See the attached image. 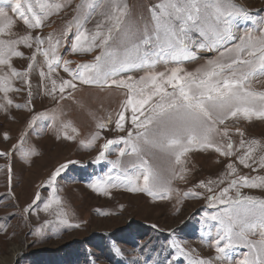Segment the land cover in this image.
Returning <instances> with one entry per match:
<instances>
[{"label":"snow or ice","instance_id":"1","mask_svg":"<svg viewBox=\"0 0 264 264\" xmlns=\"http://www.w3.org/2000/svg\"><path fill=\"white\" fill-rule=\"evenodd\" d=\"M105 4L106 10L100 13L104 20L95 29H87L89 17ZM65 6L63 0H0V68L9 70L0 72V93L7 105L13 104L8 93L20 89L13 87L12 79L27 82L37 54L44 57L47 66V72L41 69L39 74L50 80V95L58 90L63 98L66 89L75 91V81L123 90L124 99L114 123L121 131L128 123L131 127L126 135L107 139L100 145L96 162L106 160L110 152L118 155L110 161L112 167L95 178L93 189L108 194L109 188L123 186L132 192L164 199L172 192L173 180L186 179L188 170L183 167V158L193 148L232 157L253 171L264 170V144L256 139L246 140L239 127L225 126L229 120H264V90L251 86L254 79L264 77V27L254 25L242 34L238 32L240 20H254L248 10L235 0H156L148 8V19L141 17L143 22L136 23L128 19L127 0H104L103 4L84 0L77 6L84 9L83 16L76 15L68 21L60 36L14 33L17 19L29 29H42ZM259 23L264 24V20ZM69 34L73 37V52L89 53L99 48L100 53L92 61L70 68L71 61L62 60L58 54ZM33 42L36 45L30 57L33 63L20 72L12 66L13 57L24 55L19 45L32 48ZM45 43L47 47H43ZM193 48L216 55L195 71H187L182 65L195 58ZM61 64L71 79L58 83L52 76ZM161 64L166 66L165 70L156 71ZM137 70L144 74L139 78L128 75ZM28 95H32L30 84ZM49 119L53 125L59 123L58 132L64 138H76L68 131L77 133L71 121L61 120L55 111L32 115L29 127ZM112 123L113 116L109 114L98 120L96 128L105 129ZM233 132L240 137L238 144L232 138ZM100 136V131H96L81 144L91 148ZM157 153L167 159V168L149 159V155ZM125 156L131 158L127 166L123 165ZM73 163L76 162L70 160L61 164L46 182L53 187L43 210L53 211L64 225H68L67 214L54 185L61 172ZM197 187L205 191L192 189L185 195L203 196L207 205L216 209L205 214L208 224L205 238L211 237V246L217 253L215 259L227 264H264V198L241 192L242 188L264 189V175H239L236 163L229 162L218 180L200 181ZM40 199L37 192L33 204ZM170 247L175 249V256L163 264H177L179 257L186 258L187 264H212L210 259L193 256L179 241L172 240Z\"/></svg>","mask_w":264,"mask_h":264},{"label":"rangeland","instance_id":"2","mask_svg":"<svg viewBox=\"0 0 264 264\" xmlns=\"http://www.w3.org/2000/svg\"><path fill=\"white\" fill-rule=\"evenodd\" d=\"M63 2L66 5L63 10L50 17L42 29H29L17 19L14 33L23 35L31 32L33 36L53 33L60 36L68 21L84 14L83 8H77L84 0ZM98 2L103 4L104 0ZM127 3L129 21L142 23L140 18L148 19V8L156 0H127ZM235 3L243 6L254 18L239 21L240 34L254 25L264 27V24L259 23L264 20V0H235ZM106 8V4L103 8H97L85 27L95 29L96 24L104 20L100 13ZM72 40L69 34L67 42L62 41L58 49L62 60L71 61L69 67L72 69L78 63L92 61L100 53L99 48L89 53L73 52ZM35 47V42L32 48L19 45L18 49L24 55L13 57L12 66L24 72L28 64L33 63L30 57ZM43 47H47V44ZM192 50L195 58L182 65L187 71H195L216 55L196 48ZM171 66L174 65L168 67ZM165 67L161 64L155 70L164 71ZM41 69L47 72L44 57L37 54L27 82L21 78L12 79L13 87L20 89L8 93L12 105H7L4 94L0 93V105L5 106L0 107V152L9 153L7 156L0 155V259L11 257V251L16 247L20 252L12 264H163L166 260L172 261L175 256V249L170 247V242L176 240L193 256L210 259L212 264H227V261L215 259L217 253L211 246V237L205 238L208 228L205 214L216 209L210 208L203 196L185 193L192 189L204 192V189L197 187L199 182L218 180L226 172L229 162L236 163L239 175H264V170L253 171L232 157H221L212 150L193 148L183 158V167L188 170L186 179L173 180L172 192L164 199L153 198L143 192H132L123 186L109 188L108 194L97 191L91 184L112 167L110 161L118 155L110 152L106 154V160L96 162L100 145L107 139L126 135L131 127L128 123L125 130L121 131L116 129L114 123L124 99L123 90L115 86L101 88L75 81V91L66 89L61 98L58 90L55 94H48L51 82L41 78ZM8 71L7 67L0 68V72ZM143 74L138 70L128 73L136 78ZM52 78L59 83L71 79V76L61 64ZM29 84L31 96L28 95ZM251 86L264 90V77L254 79ZM16 104H26L27 107L17 108ZM53 111L61 120L71 121L77 129L75 134L68 130L70 135L76 136L74 140L60 135L59 123L53 125L50 119L37 121L29 127L32 115ZM109 114L113 116V123L108 128L98 130V120ZM225 126L232 129L239 127L246 140L256 139L264 144V120H229ZM96 131H100V139L91 148L82 146L81 141H87ZM232 138L238 144L239 135L233 132ZM149 159L162 168L168 167L167 159L159 153L149 155ZM70 160L76 163L69 164L54 185L67 214L68 225H64L53 211L45 212L43 207L52 193L53 186L46 183L48 178L57 167ZM130 160V157L125 156L123 165L127 166ZM37 192L41 199L33 204ZM241 192L246 196L264 198V189L242 188ZM232 194H235V190ZM29 205L32 207L29 208ZM26 208L28 211H25ZM177 264H187V259L179 257Z\"/></svg>","mask_w":264,"mask_h":264},{"label":"bare ground","instance_id":"3","mask_svg":"<svg viewBox=\"0 0 264 264\" xmlns=\"http://www.w3.org/2000/svg\"><path fill=\"white\" fill-rule=\"evenodd\" d=\"M19 248L14 247L12 249V254L11 257H3L0 259V264H12L13 261L15 260L16 256L19 254Z\"/></svg>","mask_w":264,"mask_h":264}]
</instances>
